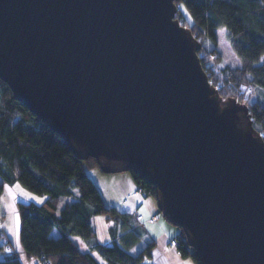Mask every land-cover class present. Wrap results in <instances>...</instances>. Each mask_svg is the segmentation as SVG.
<instances>
[{
    "label": "water",
    "instance_id": "water-1",
    "mask_svg": "<svg viewBox=\"0 0 264 264\" xmlns=\"http://www.w3.org/2000/svg\"><path fill=\"white\" fill-rule=\"evenodd\" d=\"M176 0H0V80L99 171H134L197 264H264V141Z\"/></svg>",
    "mask_w": 264,
    "mask_h": 264
},
{
    "label": "trees",
    "instance_id": "trees-1",
    "mask_svg": "<svg viewBox=\"0 0 264 264\" xmlns=\"http://www.w3.org/2000/svg\"><path fill=\"white\" fill-rule=\"evenodd\" d=\"M175 5V18L201 43L198 57L209 83L223 100L234 98L248 106L253 128L264 141V97L251 98L253 90L264 91V0H176ZM218 28L226 29L238 67H219ZM209 60L213 66L207 65ZM94 170H99L95 159H78L68 143L14 100L0 80V195L4 185L18 184L45 197L41 204L16 203L24 263L148 264L154 241H147V231L135 215L105 205L88 175ZM128 172L137 187L155 199L154 187L134 171ZM97 216L113 223L108 242L96 240L92 220ZM73 237L85 242L102 262L81 251ZM172 239L178 242L179 255L190 256L197 264L180 229ZM0 241V264H23L17 247L2 231ZM142 242L144 246L137 249Z\"/></svg>",
    "mask_w": 264,
    "mask_h": 264
},
{
    "label": "crops",
    "instance_id": "crops-1",
    "mask_svg": "<svg viewBox=\"0 0 264 264\" xmlns=\"http://www.w3.org/2000/svg\"><path fill=\"white\" fill-rule=\"evenodd\" d=\"M88 175L98 188L106 206L113 207L120 213L132 214L135 216L138 214L142 215L143 221L139 222V224L147 231V241H154V246L150 252V258L146 261L148 264H195L193 259H189L190 256L183 257L179 255L175 248L169 246V240L176 236L177 231L175 232L173 227H170L163 216H157L153 223H148L146 221L149 217L156 215L159 209L152 196H148L142 191L137 192L138 187L129 172L105 174L99 170H94L89 171ZM9 190L13 193L12 195H10ZM16 192L18 194H16ZM3 196L7 197V207L10 209V212L8 215L9 219L4 224L0 223V231L4 233L12 247H19L22 252L18 240L16 203L34 202L41 204L45 200V197L30 193L18 184L4 185L0 198ZM102 218L97 216L92 220V226L95 221H100L105 224V226H103L102 240L98 239V234L93 226L96 233V240L99 243H105L111 240V228L113 229L114 227L112 221H109L107 217L103 216ZM78 244H81V251L90 252L95 257L96 253L90 251L85 242L80 240ZM143 246L144 243L142 242L137 249Z\"/></svg>",
    "mask_w": 264,
    "mask_h": 264
},
{
    "label": "rangeland",
    "instance_id": "rangeland-1",
    "mask_svg": "<svg viewBox=\"0 0 264 264\" xmlns=\"http://www.w3.org/2000/svg\"><path fill=\"white\" fill-rule=\"evenodd\" d=\"M184 13L186 14L187 18H189L188 13L186 11H184ZM216 38H217V50H218V52L222 58L221 65L219 67H222L225 65L229 66V67H238L240 65V61L230 46V43H229V40L227 37L226 29L225 28L216 29ZM263 58H264V56H263ZM207 65L213 66V60L207 61ZM259 95H260V97H264V91L253 90L251 98H253V99L257 98V96H259ZM1 183H2V181L0 179V184ZM137 192H141V189L138 188ZM9 193H10V195L13 194L10 190H9ZM16 194H18V193L16 192ZM20 196H22V195H20ZM0 201H1V204H0V223L4 224L9 219L8 215H9L10 209L7 207V203H8L7 197L3 196L2 198H0ZM59 207L62 208L63 205L60 204ZM99 217L102 218L103 216H99ZM166 222L170 225V227H173L175 232L176 231L178 232L179 229L177 227L171 225L167 220H166ZM93 226H94V228L98 234L97 235L98 239L102 240L103 226H105V224L101 223L100 221H95ZM52 236L53 237L56 236L55 231L52 232ZM73 240L78 244V242L80 241V238L73 237ZM79 248H80V250H82L81 244L79 245ZM16 250H17V252H16L17 254L19 253L21 256H23L19 247H17ZM175 250L177 251L176 248H175ZM3 253H5V252H3ZM1 256H2V254H0V257ZM95 257L97 260L102 262V260L96 254H95ZM189 259H192V258L190 257ZM23 264H27V263H23Z\"/></svg>",
    "mask_w": 264,
    "mask_h": 264
},
{
    "label": "built area",
    "instance_id": "built-area-1",
    "mask_svg": "<svg viewBox=\"0 0 264 264\" xmlns=\"http://www.w3.org/2000/svg\"><path fill=\"white\" fill-rule=\"evenodd\" d=\"M157 216H163L162 212L159 211L156 215H154V216L148 218L146 221H147L148 223H153V222L156 220V217H157ZM136 218H137V221H138V222H142V221H143V217H142V215H140V214H138V215L136 216ZM169 245H170L171 247L176 248V249L178 248V242H177L175 239H170V240H169ZM177 252H178V250H177ZM18 256H19V258H20V261H22V262L24 263V255L21 256V255L18 253Z\"/></svg>",
    "mask_w": 264,
    "mask_h": 264
}]
</instances>
